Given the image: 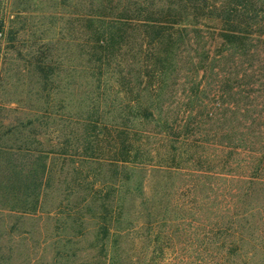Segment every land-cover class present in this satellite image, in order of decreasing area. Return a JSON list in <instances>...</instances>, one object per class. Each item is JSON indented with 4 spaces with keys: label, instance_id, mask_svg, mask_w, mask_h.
I'll return each mask as SVG.
<instances>
[{
    "label": "rangeland",
    "instance_id": "374dc122",
    "mask_svg": "<svg viewBox=\"0 0 264 264\" xmlns=\"http://www.w3.org/2000/svg\"><path fill=\"white\" fill-rule=\"evenodd\" d=\"M124 1L0 0V264H264V0L186 19L142 108L148 38L107 69L88 28Z\"/></svg>",
    "mask_w": 264,
    "mask_h": 264
},
{
    "label": "trees",
    "instance_id": "16d2710c",
    "mask_svg": "<svg viewBox=\"0 0 264 264\" xmlns=\"http://www.w3.org/2000/svg\"><path fill=\"white\" fill-rule=\"evenodd\" d=\"M184 1L187 2V5L184 4ZM208 1L209 0H125L118 16H114L113 12L106 10L107 8H105V11L91 13L88 19V28L91 39L94 41L92 48L93 52H96L95 55H98L97 61L100 63L99 66H105L107 69L112 67L111 65L115 61L113 58H115V55H118L131 37L128 32L129 27H131V25H136V29L142 31L143 35L148 38L146 44L153 46L154 53L158 54L154 60L150 61L155 68H152V72L149 69L148 59H143L142 57L135 61V64L141 68V71L136 75L138 80L136 87H138L139 90L137 91L138 93L134 103L137 102L141 104L140 92L147 83L144 80L145 77L151 76V73L154 72L153 75L158 77L159 80L161 78L165 79L164 77H166L167 70L177 65L178 61L176 54L178 53L182 36L180 27L191 15L193 19L198 20V11L208 7ZM223 13L222 16L225 19L222 18L223 21L230 22L232 24L231 27L237 26V24L233 22L234 18L230 16V13L228 16L224 7ZM139 34L140 33H138V36ZM142 45L143 42L140 46ZM118 65H120V63ZM122 80L120 82L123 85L124 82ZM142 84H144V87L141 89ZM140 107L142 108L144 106L141 104ZM143 110L147 111L148 107H145ZM98 126L99 125H97V127ZM104 126L105 125L99 126V130L103 132ZM105 128L107 129V125ZM122 132L126 133V131ZM96 135L99 136V132H97ZM121 149V161L122 164L125 165L129 161L128 158L132 155V152L128 151L124 140H122ZM143 155H145L143 152L137 150L134 157L137 159V157L141 158ZM141 161L144 160L139 159L138 163L137 160L134 161V163L140 166L142 164ZM135 189L143 193L140 185H136ZM106 232L109 233L108 228H106Z\"/></svg>",
    "mask_w": 264,
    "mask_h": 264
}]
</instances>
